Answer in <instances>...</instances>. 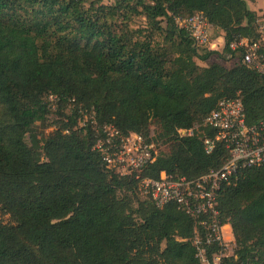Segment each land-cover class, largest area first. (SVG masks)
<instances>
[{"label": "trees", "instance_id": "trees-1", "mask_svg": "<svg viewBox=\"0 0 264 264\" xmlns=\"http://www.w3.org/2000/svg\"><path fill=\"white\" fill-rule=\"evenodd\" d=\"M195 11L222 33L230 68L197 65L217 52L176 22ZM256 18L247 0H0V264H213L205 215L156 206L93 146L110 123L158 148L142 177L218 169L227 150L204 145L217 102L238 97L248 125L264 119V76L229 48L260 38ZM90 108L95 123L81 126ZM37 122L57 127L41 137ZM216 209L233 236L220 264H264V164L222 184Z\"/></svg>", "mask_w": 264, "mask_h": 264}, {"label": "built area", "instance_id": "built-area-1", "mask_svg": "<svg viewBox=\"0 0 264 264\" xmlns=\"http://www.w3.org/2000/svg\"><path fill=\"white\" fill-rule=\"evenodd\" d=\"M176 22L183 27L196 45L204 46L209 42L213 27L200 11H195L187 17L176 16ZM257 31L264 32V18L256 19ZM231 50L242 51V61L264 76V55L260 51L258 40L244 36L236 37L229 43ZM51 108H55L58 98L54 94L46 97ZM69 106H74V99L69 100ZM80 125L87 121L95 123L94 110L90 108L82 112ZM204 123L215 130L213 138H205L204 145L209 152L215 141L221 142L228 152V157L216 170L194 178L172 177L164 171L157 179L142 177L143 169L153 164L159 157L158 148L153 142L147 141L139 133L122 135L113 124L101 126V136L97 138L93 149L101 155L108 169L116 170L121 175L134 174L138 180L142 195L149 196L156 206L175 202L187 214L193 216L205 215L209 237L217 242L219 250L213 255V264H220L222 257L230 254L231 239L225 236L226 226L218 218L216 209L217 192L222 184L229 183L242 169L264 164V119L256 124L246 123L243 105L238 97L222 98L209 111ZM180 135H191V129L179 130ZM228 250L230 252H228ZM203 249L200 250V254Z\"/></svg>", "mask_w": 264, "mask_h": 264}, {"label": "rangeland", "instance_id": "rangeland-1", "mask_svg": "<svg viewBox=\"0 0 264 264\" xmlns=\"http://www.w3.org/2000/svg\"><path fill=\"white\" fill-rule=\"evenodd\" d=\"M100 2L103 3V4L110 5V4H113L114 0H100ZM247 5H248V7L251 10L255 11V13L257 15L256 19L259 22H261L262 19L264 18V0H247ZM131 26L132 27L144 26V19L141 18V17L140 18H135ZM219 36L222 37V33L219 30L213 29L211 31L210 38L212 39V42H210L211 43L210 47L212 48V50H215L217 52V54L211 55L206 61H201L199 59H196L197 65L204 67V66L209 65L210 63H219V64L225 66L226 68H230L231 66L234 65V63L236 62L235 58L222 59V57L219 56V54H220V52H221V50L223 48V40ZM258 41H259L260 47L263 50V55H264V32L260 34V38L258 39ZM54 119H55V117L51 116L49 118L48 122H52V120H54ZM56 127H57V124H53V125H50L48 127H43L42 123L37 122L36 130L38 132V136L42 137L43 136L42 133L47 134L48 132H52L53 130H55ZM153 128H154V126L151 125V129H153ZM0 219L2 221H5V222L10 221V218L7 215H5V216L0 215ZM225 230H226V233L229 232V230L231 232L230 227L228 228L226 226ZM225 236H228V238L232 237V239H233V236L230 235V234H225ZM230 247H231V249L233 248L232 244H231V246H229V248ZM228 252H230V251L228 250Z\"/></svg>", "mask_w": 264, "mask_h": 264}, {"label": "crops", "instance_id": "crops-1", "mask_svg": "<svg viewBox=\"0 0 264 264\" xmlns=\"http://www.w3.org/2000/svg\"><path fill=\"white\" fill-rule=\"evenodd\" d=\"M220 38H222L221 36H219ZM223 40V39H222ZM229 228V227H228ZM227 234H230L231 235V232H230V230H229V232H227ZM227 238H228V236H227ZM230 239H232V237L230 238Z\"/></svg>", "mask_w": 264, "mask_h": 264}]
</instances>
